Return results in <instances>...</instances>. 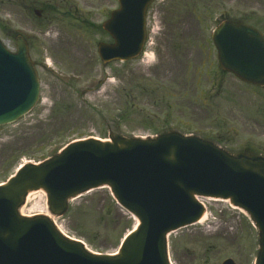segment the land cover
<instances>
[{
	"label": "rangeland",
	"instance_id": "1",
	"mask_svg": "<svg viewBox=\"0 0 264 264\" xmlns=\"http://www.w3.org/2000/svg\"><path fill=\"white\" fill-rule=\"evenodd\" d=\"M236 5L239 11L247 9L246 0H236ZM118 7V0H0V38L12 52L17 50L16 36L27 39L41 82L33 111L0 128V183L20 165L40 163L77 139L107 140L110 134L149 137L172 129L187 134L195 128L213 129L217 117L225 118V124H219L226 128L233 126L231 118H241L240 109L255 111L254 98L225 94L220 99L215 94L217 100L211 97L204 103L194 77L185 81L189 90L167 78L159 61L162 31L157 35V60L104 64L98 44L113 40L102 24ZM36 10L42 11L40 19ZM162 21L158 13L153 25L162 28ZM199 81V87L204 85ZM170 84L174 92H169ZM204 202L208 220L170 236L172 264H222L227 259L255 264L259 235L249 218L225 201ZM21 210L25 216L45 215L48 210L67 236L103 254L118 250L130 224L107 188L73 199L61 217L49 212L41 191L33 192Z\"/></svg>",
	"mask_w": 264,
	"mask_h": 264
},
{
	"label": "water",
	"instance_id": "2",
	"mask_svg": "<svg viewBox=\"0 0 264 264\" xmlns=\"http://www.w3.org/2000/svg\"><path fill=\"white\" fill-rule=\"evenodd\" d=\"M151 1L120 0L121 8L103 26L115 43L98 46L105 63L139 55ZM15 42L17 53H12L0 40V126L27 114L40 95L28 43L22 36ZM223 66L246 81L264 83V64ZM104 186L139 221L119 255L90 252L64 237L46 216L20 215L29 192L44 190L50 212L62 216L70 200ZM197 196L230 200L249 214L260 233L258 264H264V159L235 157L175 132L148 140L90 138L42 164L25 165L0 186V264H170L169 234L204 215Z\"/></svg>",
	"mask_w": 264,
	"mask_h": 264
},
{
	"label": "flooded vegetation",
	"instance_id": "3",
	"mask_svg": "<svg viewBox=\"0 0 264 264\" xmlns=\"http://www.w3.org/2000/svg\"><path fill=\"white\" fill-rule=\"evenodd\" d=\"M246 1L247 9L242 12L236 0H156L147 9L146 43L138 60L145 63L150 58L158 59L157 35L162 31L160 64L165 67L166 77L179 80L182 89H190L185 81L191 75L196 79L195 89L204 103L211 97L217 100L215 94L220 95V99L225 94L254 98L255 111L240 109L241 118L230 117L232 127H222L225 118L217 117L216 127L199 130L222 147L236 148L251 157H264V84L245 82L222 67V63L238 60L236 54L243 52L236 49V35L248 43H256V51L263 53L264 0ZM158 13L163 18L162 28L153 25ZM223 22L250 28H246L244 36L231 28L217 35ZM200 79L204 84L201 87ZM167 87L169 92L175 91L172 84Z\"/></svg>",
	"mask_w": 264,
	"mask_h": 264
},
{
	"label": "bare ground",
	"instance_id": "4",
	"mask_svg": "<svg viewBox=\"0 0 264 264\" xmlns=\"http://www.w3.org/2000/svg\"><path fill=\"white\" fill-rule=\"evenodd\" d=\"M41 192H42V191H41ZM32 193H33V191H32V192H29L28 196L26 197V199H25V203H24V205H23L24 207L26 206L27 201L29 200L30 195H31ZM42 193H43V192H42ZM26 200H27V201H26ZM21 212H22V210H21ZM22 215H24V214H22ZM45 215L51 217L50 214L48 213V210H47V214H45ZM51 218H53V217H51ZM207 220H208V217L205 215L204 218L200 221V224H204Z\"/></svg>",
	"mask_w": 264,
	"mask_h": 264
},
{
	"label": "trees",
	"instance_id": "5",
	"mask_svg": "<svg viewBox=\"0 0 264 264\" xmlns=\"http://www.w3.org/2000/svg\"><path fill=\"white\" fill-rule=\"evenodd\" d=\"M132 221L130 220V224H129V228L128 229H131L132 228Z\"/></svg>",
	"mask_w": 264,
	"mask_h": 264
}]
</instances>
